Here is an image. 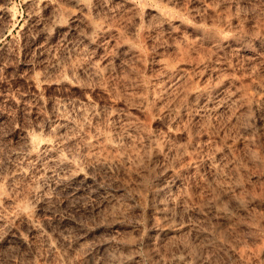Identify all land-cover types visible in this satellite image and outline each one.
<instances>
[{
  "label": "rangeland",
  "instance_id": "rangeland-1",
  "mask_svg": "<svg viewBox=\"0 0 264 264\" xmlns=\"http://www.w3.org/2000/svg\"><path fill=\"white\" fill-rule=\"evenodd\" d=\"M0 211V264H264V0H0Z\"/></svg>",
  "mask_w": 264,
  "mask_h": 264
},
{
  "label": "bare ground",
  "instance_id": "bare-ground-1",
  "mask_svg": "<svg viewBox=\"0 0 264 264\" xmlns=\"http://www.w3.org/2000/svg\"><path fill=\"white\" fill-rule=\"evenodd\" d=\"M8 11V10H7ZM55 24H57V22L55 21ZM64 119V118H63ZM65 119H67V118H65ZM65 121H68V120H65ZM66 125V124H65ZM64 125V123H61V122H58V124H57V126L56 127H58V130H60L63 126H65ZM68 126V125H67ZM70 126V125H69ZM65 129H66V127H65ZM64 130V129H63ZM62 131V130H61ZM60 132V131H59ZM33 137L34 136H32L31 134H29V133H25V135L23 136V138H22V147L23 148H25L26 150H28V151H30L32 148V143H33ZM34 139H36V138H34ZM42 141V140H41ZM37 142V141H36ZM44 142V141H43ZM43 144H45V143H43ZM35 146H36V144H35ZM46 149H48V147L47 146H44L43 145V150H46ZM25 151V150H24ZM27 152V151H26ZM51 152V151H50ZM44 154V153H43ZM40 155H42V154H40ZM31 156V155H30ZM25 217H26V215H25ZM5 218V213H3V212H1L0 211V220H2V219H4Z\"/></svg>",
  "mask_w": 264,
  "mask_h": 264
}]
</instances>
